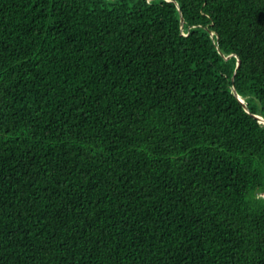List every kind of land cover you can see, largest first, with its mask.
<instances>
[{
  "label": "trees",
  "instance_id": "16d2710c",
  "mask_svg": "<svg viewBox=\"0 0 264 264\" xmlns=\"http://www.w3.org/2000/svg\"><path fill=\"white\" fill-rule=\"evenodd\" d=\"M261 193L264 0H0V264H264Z\"/></svg>",
  "mask_w": 264,
  "mask_h": 264
},
{
  "label": "water",
  "instance_id": "95a60500",
  "mask_svg": "<svg viewBox=\"0 0 264 264\" xmlns=\"http://www.w3.org/2000/svg\"><path fill=\"white\" fill-rule=\"evenodd\" d=\"M238 64L240 65V62H239ZM233 92L236 94L235 89H233ZM238 98H239V100L245 105V108H247V106H246V104H245V101H244L240 96H238ZM259 120H260L261 122L263 121V119H262L261 117H259Z\"/></svg>",
  "mask_w": 264,
  "mask_h": 264
},
{
  "label": "built area",
  "instance_id": "2783aa9c",
  "mask_svg": "<svg viewBox=\"0 0 264 264\" xmlns=\"http://www.w3.org/2000/svg\"><path fill=\"white\" fill-rule=\"evenodd\" d=\"M259 197L264 199V193L259 194Z\"/></svg>",
  "mask_w": 264,
  "mask_h": 264
},
{
  "label": "rangeland",
  "instance_id": "374dc122",
  "mask_svg": "<svg viewBox=\"0 0 264 264\" xmlns=\"http://www.w3.org/2000/svg\"><path fill=\"white\" fill-rule=\"evenodd\" d=\"M244 100V99H243Z\"/></svg>",
  "mask_w": 264,
  "mask_h": 264
}]
</instances>
